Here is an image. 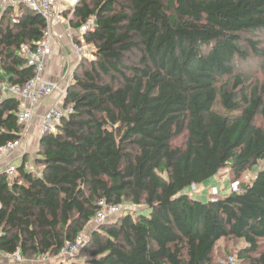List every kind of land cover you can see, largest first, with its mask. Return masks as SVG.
Listing matches in <instances>:
<instances>
[{"label":"trees","instance_id":"obj_1","mask_svg":"<svg viewBox=\"0 0 264 264\" xmlns=\"http://www.w3.org/2000/svg\"><path fill=\"white\" fill-rule=\"evenodd\" d=\"M88 23L92 59L64 100L73 112L41 136L31 168L0 173V252L57 257L105 200L143 209L92 228L83 261L58 264H216L230 239L246 245L240 264H264V83L241 73L264 59L252 39L264 35V0H79L69 24ZM46 30L25 5L0 18V146L24 128L21 100L1 98V84L34 77L18 51ZM258 165L226 197L184 194Z\"/></svg>","mask_w":264,"mask_h":264},{"label":"built area","instance_id":"obj_2","mask_svg":"<svg viewBox=\"0 0 264 264\" xmlns=\"http://www.w3.org/2000/svg\"><path fill=\"white\" fill-rule=\"evenodd\" d=\"M78 3L79 0H0V18L8 8L16 9L19 5H25L32 12L42 16L47 24L46 34L39 42L34 45L24 44L18 51L19 56L25 60L26 66L34 69V77L24 86L8 85L6 82L1 85V98L14 96L21 100L22 106L24 104L19 114V123L24 126L19 138L0 146V170L5 171L8 178H13L17 172L18 167L13 162L9 163V159L22 149L23 141L26 139L34 119L37 104L53 97L56 92L62 94L61 98L53 104L43 117V122L40 126L41 135L56 132L57 126L62 119L73 112V107L65 106L64 100L74 74L66 78V88L64 87L65 89H63L58 82L51 80L47 76L46 70L48 59L53 54V43L62 37L55 34L53 29L62 23H70ZM13 22H16L15 18H13ZM91 25V23H88L78 31L77 34L81 44H85L83 35L91 28ZM73 47L80 63L85 58L84 47L79 45L75 39L73 40ZM98 208L99 210L92 221L95 226L94 229L123 211V205H110L105 200L99 202ZM87 239L88 237L84 233L79 234L74 241L65 244L58 257L67 258L74 256L86 244ZM0 254L3 253L0 252ZM5 255L16 260H21L22 258L20 253ZM228 261L229 264H240L232 256L228 258Z\"/></svg>","mask_w":264,"mask_h":264},{"label":"rangeland","instance_id":"obj_3","mask_svg":"<svg viewBox=\"0 0 264 264\" xmlns=\"http://www.w3.org/2000/svg\"><path fill=\"white\" fill-rule=\"evenodd\" d=\"M252 39H254L255 41H261L262 42L261 48L264 49L263 34L258 36H253ZM76 42L85 49H87L85 50L84 59H92V52H91L92 47L87 46L86 44H81L79 41ZM241 68H242L241 73H244L245 75L252 77L253 79L252 82L257 80L260 83H264V59L251 57L248 62L242 64ZM73 80L71 81V83L73 82ZM258 124L262 125V122L259 120ZM26 140L27 139L23 141V145H22L23 148L30 146L29 144H26ZM177 143L181 144L182 139L177 140ZM37 151H38V147L35 146L34 149L32 147V153L34 154L29 155L28 159L31 160L32 157L34 156L36 157ZM21 163H22V159L16 162L18 166H21L22 165ZM260 166L261 165H258L252 168L251 170L247 171L246 173H244L242 178L238 181L233 176L231 170L229 168H225L221 170L220 173L215 178L207 181L203 185H198L188 188L187 190H185L184 194H187L193 197L194 199L203 202H206L209 199H213V198L226 197L232 192L239 190L240 187L239 185L241 183H250L254 179ZM122 205L124 212L122 211L120 213L121 215L127 212L134 213L139 209L141 210L143 209V207H137L130 203H125ZM92 228H95L93 224L84 231L86 237L90 235ZM84 247L85 245L74 256H70L67 258H59L58 256L54 258L46 257V256H37L31 260L22 258L23 260L22 264H58L59 262H72L74 260L83 261V258L86 257V255L82 252ZM245 247H246L245 243L240 240H231V239L221 240L215 249L213 260L216 264H229L228 258L232 256L237 258V261L241 263L242 260L239 259V254Z\"/></svg>","mask_w":264,"mask_h":264},{"label":"crops","instance_id":"obj_4","mask_svg":"<svg viewBox=\"0 0 264 264\" xmlns=\"http://www.w3.org/2000/svg\"><path fill=\"white\" fill-rule=\"evenodd\" d=\"M53 31L55 34L61 35L62 37L55 40L53 43V54L48 59L46 73L51 80L58 82L62 88L65 89L66 78H68L71 74H75L79 65V58L73 47V40L76 36H78V32L74 31L70 24L66 22L55 26ZM84 50L87 49L84 48ZM61 96L62 94L60 92H56L53 97L37 104L34 119L26 136V144H29L30 146L25 148L22 147V149L18 151L15 156L13 155V157L9 159V163L13 162L17 167H19L16 162L22 159L21 164L25 162L28 168L33 166L35 156L32 157L31 160L28 159V156L34 154L32 153V147L33 149L35 146L39 147V141L42 136L40 133V126L43 122V117L50 110L53 104L61 98ZM23 107L24 104L22 109ZM1 172L2 170H0V173ZM22 263V258L21 260H16L6 256L5 254H0V264Z\"/></svg>","mask_w":264,"mask_h":264}]
</instances>
